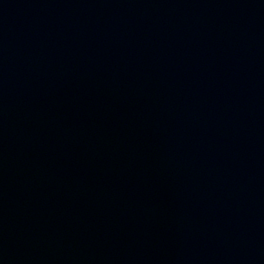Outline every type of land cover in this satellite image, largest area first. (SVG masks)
Returning <instances> with one entry per match:
<instances>
[{
  "label": "water",
  "instance_id": "water-1",
  "mask_svg": "<svg viewBox=\"0 0 264 264\" xmlns=\"http://www.w3.org/2000/svg\"><path fill=\"white\" fill-rule=\"evenodd\" d=\"M0 264H264V0H0Z\"/></svg>",
  "mask_w": 264,
  "mask_h": 264
}]
</instances>
